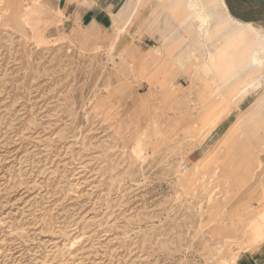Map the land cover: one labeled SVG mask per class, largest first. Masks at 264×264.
<instances>
[{
    "label": "rangeland",
    "instance_id": "rangeland-1",
    "mask_svg": "<svg viewBox=\"0 0 264 264\" xmlns=\"http://www.w3.org/2000/svg\"><path fill=\"white\" fill-rule=\"evenodd\" d=\"M59 2L0 0V264H244L264 76L223 77L214 29L227 6L264 30V1Z\"/></svg>",
    "mask_w": 264,
    "mask_h": 264
},
{
    "label": "bare ground",
    "instance_id": "bare-ground-1",
    "mask_svg": "<svg viewBox=\"0 0 264 264\" xmlns=\"http://www.w3.org/2000/svg\"><path fill=\"white\" fill-rule=\"evenodd\" d=\"M189 1L190 4H192V6L197 7L196 0H189ZM226 9H227L226 17L223 18L221 21H219V23L215 26L214 29L215 32L219 31L218 33H220V35L225 37V40L223 41L225 43V46L224 49L222 50V54L227 55L224 62H226L225 65L228 66H227V70L222 76L225 77L227 74H229L230 72H232L233 70L239 67L245 66L248 68L250 65H255L257 66L256 73H254L255 77L253 79L251 77L250 80L252 83L257 80H260V82H262L264 76V41H263L264 30L257 27L254 22L242 21L235 18L230 13L227 7ZM130 21H131V16L129 18V22ZM210 32L211 31L209 30L208 33ZM215 32L214 33L211 32V34L213 33L214 34L213 36L215 35L218 36ZM234 52H236V54L238 52L244 53V57L241 59V61H237L235 60V58L234 61H232L233 60L232 53ZM250 91L251 90L249 86L244 88V90L240 91L235 96L240 94V100H241L244 97L243 94L249 93ZM260 97L264 98V94H262ZM263 111H264V104L257 111H255L253 115L254 116L261 115Z\"/></svg>",
    "mask_w": 264,
    "mask_h": 264
},
{
    "label": "crops",
    "instance_id": "crops-1",
    "mask_svg": "<svg viewBox=\"0 0 264 264\" xmlns=\"http://www.w3.org/2000/svg\"><path fill=\"white\" fill-rule=\"evenodd\" d=\"M94 1H95L94 6L90 9H86L84 13L82 14V19L84 22H87L90 24H93V23L107 24V23L113 22L112 18L114 16L119 15L121 11L123 10L122 8L123 6H121V3L123 0H120V1L119 0H94ZM62 2H63V10L65 11V16L66 18H68L67 20L72 21L75 18H77L78 14L75 12L77 7L67 5L66 0H60L59 2L60 7L62 6ZM36 7H38L40 10L39 16L43 20H45L47 24L48 10L43 8L40 5ZM125 10L127 13V7H125ZM248 98L249 97L247 96L243 98L242 101L245 102L248 100ZM251 103H253V100L249 102L248 105H250ZM227 107L224 113L220 115L219 117L220 119L218 121H220L221 119L225 117L224 114L226 113ZM234 121L228 127L227 131L234 124ZM222 137L220 138V140L222 139ZM263 195H264V187L262 190L260 204L259 206H257L255 210L254 217L249 220L248 226L240 242V246L242 247V251H243V253L241 254L243 255L244 261H245L244 264H264V200H263L264 196ZM253 223L255 224V226L251 227V224Z\"/></svg>",
    "mask_w": 264,
    "mask_h": 264
},
{
    "label": "water",
    "instance_id": "water-1",
    "mask_svg": "<svg viewBox=\"0 0 264 264\" xmlns=\"http://www.w3.org/2000/svg\"><path fill=\"white\" fill-rule=\"evenodd\" d=\"M253 1H264V0H253Z\"/></svg>",
    "mask_w": 264,
    "mask_h": 264
}]
</instances>
